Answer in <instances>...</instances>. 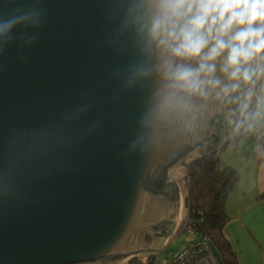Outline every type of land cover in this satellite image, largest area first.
<instances>
[{"label": "water", "instance_id": "obj_1", "mask_svg": "<svg viewBox=\"0 0 264 264\" xmlns=\"http://www.w3.org/2000/svg\"><path fill=\"white\" fill-rule=\"evenodd\" d=\"M130 3L0 0V25L12 22L0 32V264H120L157 251L182 208L166 169L215 146L221 126L223 142L248 102L252 84L240 82L144 123L162 80L131 79L146 54Z\"/></svg>", "mask_w": 264, "mask_h": 264}, {"label": "clouds", "instance_id": "obj_2", "mask_svg": "<svg viewBox=\"0 0 264 264\" xmlns=\"http://www.w3.org/2000/svg\"><path fill=\"white\" fill-rule=\"evenodd\" d=\"M127 23L146 54L131 66V79L162 80L146 124L161 107L191 111L195 97L219 99L264 75V0H131Z\"/></svg>", "mask_w": 264, "mask_h": 264}, {"label": "trees", "instance_id": "obj_3", "mask_svg": "<svg viewBox=\"0 0 264 264\" xmlns=\"http://www.w3.org/2000/svg\"><path fill=\"white\" fill-rule=\"evenodd\" d=\"M261 64L264 65V61ZM260 76L257 79L258 85ZM258 90L259 88L234 133L220 142L227 133V128L221 126L215 137L216 145L201 148L199 154L186 164L188 191L185 204L188 207V217L200 231L210 237L224 264H239L237 252L225 234V226L230 219L226 202L239 173L233 166L222 165L221 154L228 144L247 136L253 128ZM242 107L237 105L236 112L239 113ZM238 113L234 114L236 120Z\"/></svg>", "mask_w": 264, "mask_h": 264}, {"label": "crops", "instance_id": "obj_4", "mask_svg": "<svg viewBox=\"0 0 264 264\" xmlns=\"http://www.w3.org/2000/svg\"><path fill=\"white\" fill-rule=\"evenodd\" d=\"M260 102L261 99L258 107ZM255 112L257 126L247 136L228 144L221 154L222 165L233 166L239 173L226 202L230 219L225 226V234L237 252L239 264H264V150H257L259 137L264 132V109L259 121L258 108ZM244 115L243 109L239 120ZM232 133L234 130L229 132L224 141ZM182 214L181 208L180 218ZM164 247L165 244L156 250Z\"/></svg>", "mask_w": 264, "mask_h": 264}, {"label": "rangeland", "instance_id": "obj_5", "mask_svg": "<svg viewBox=\"0 0 264 264\" xmlns=\"http://www.w3.org/2000/svg\"><path fill=\"white\" fill-rule=\"evenodd\" d=\"M260 64H261V61H260ZM258 78H259V76L257 78H255V81L252 84V87H251L252 95L250 97H248V102L245 105L244 110H245V114H246V111L250 106V103L253 99V96L256 93V90L259 88V90H258L259 96H258L257 103H256V109L258 108V110H259V117H258V121H259L260 113H262V111L264 109V75L260 76L259 85H258V80H257ZM260 99H261V102L259 103V107H258L257 104L260 101ZM256 109H255V111H256ZM255 114H256V112H255ZM263 116L261 115V118H263ZM254 125H253V128H255L257 126V123L255 124V116H254ZM200 150H201V148L199 147L196 150H193V151L186 153L185 155L181 156L174 163V165L172 167H170L169 169H166V171H165V173L167 172L166 174H168L167 179L169 181L173 180L175 183L177 182L179 184L180 193H181L182 202H183L182 203V205H183L182 206L183 221H185L187 214H188V207H186L185 198L183 197V194H185L184 191H186L187 189L183 188V185H182V183H180V181L185 180L187 162H189V160L191 158H193L194 155L197 156L199 154ZM190 239H191L190 234L187 231H182V229H180L179 233H177V234L175 233L173 235L169 245L165 246L161 250H158V251H142L139 253L136 252L135 254H133V256H131V258H127V259L123 260L120 264H169V262L171 261L173 256L181 248H183V246H185V244L187 242H189Z\"/></svg>", "mask_w": 264, "mask_h": 264}, {"label": "built area", "instance_id": "obj_6", "mask_svg": "<svg viewBox=\"0 0 264 264\" xmlns=\"http://www.w3.org/2000/svg\"><path fill=\"white\" fill-rule=\"evenodd\" d=\"M257 150H264V132L259 137ZM180 183H182L183 188L188 190L185 180H181ZM187 190L184 191V198H186ZM180 229L187 231L191 239L173 256L169 264H224L210 237L197 228L188 214L185 221L182 217L179 219L175 231L167 239L165 246L169 245L173 235L179 233Z\"/></svg>", "mask_w": 264, "mask_h": 264}, {"label": "flooded vegetation", "instance_id": "obj_7", "mask_svg": "<svg viewBox=\"0 0 264 264\" xmlns=\"http://www.w3.org/2000/svg\"><path fill=\"white\" fill-rule=\"evenodd\" d=\"M240 120H241V119H240ZM240 120H236V122H235V124H234V125H236V126H233V125H232V126L234 127V128H233L234 131L237 129ZM230 126H231V125H230ZM232 134H233V133H232Z\"/></svg>", "mask_w": 264, "mask_h": 264}]
</instances>
